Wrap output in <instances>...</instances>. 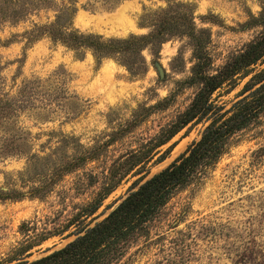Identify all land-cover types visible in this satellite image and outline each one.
<instances>
[{
  "label": "rangeland",
  "instance_id": "1",
  "mask_svg": "<svg viewBox=\"0 0 264 264\" xmlns=\"http://www.w3.org/2000/svg\"><path fill=\"white\" fill-rule=\"evenodd\" d=\"M75 2L74 28L104 39L147 35L152 31L151 14L190 13L196 29L209 33L211 73L258 34L260 27L247 29L246 24L260 17L264 7V0ZM57 15L41 10L18 23L0 18V93L15 96L24 81L33 79L68 93L67 100L47 107L41 105L43 97H35L36 108L28 106L11 121L24 131L28 151L0 153V195L10 197L0 199V264L19 262L7 259L28 244L30 256L17 258L32 261L72 241L82 227L102 219L136 179L150 177L182 154L209 123L204 119L185 127L153 153L146 170L120 180L94 215H81L113 185L111 172L118 175L119 159L151 148L189 106L198 85L187 82L194 60L186 37L162 44L157 57L144 49L146 71L137 77L114 59L97 65L90 51L74 52L48 38L28 45L25 32L53 22ZM262 68L256 65L250 71ZM248 78L217 90L214 104L229 109L241 98ZM159 103L163 109L155 107ZM134 119L137 124L121 134ZM4 135L6 128L0 132ZM80 158L85 161L67 170ZM144 227L114 264H264V113L237 132L218 162L177 189Z\"/></svg>",
  "mask_w": 264,
  "mask_h": 264
},
{
  "label": "trees",
  "instance_id": "2",
  "mask_svg": "<svg viewBox=\"0 0 264 264\" xmlns=\"http://www.w3.org/2000/svg\"><path fill=\"white\" fill-rule=\"evenodd\" d=\"M0 18L20 22L41 10L58 12L53 22L33 25L25 32L28 45L42 38H48L53 44H59L71 51L88 50L92 53L97 65L104 59H114L125 67L129 74L137 77L145 73L146 62L141 56L144 49L149 48L151 55L157 57L162 44L174 37H186L192 48L194 64L191 67L190 85H198V89L189 106L169 125L168 129L157 137L148 150H138L121 157L118 161V175L111 172L113 185L87 205L81 215H94L107 196L115 189L120 180L134 171L137 174L146 170V165L153 159L157 149L166 145L180 131L190 124L200 123L207 119L209 123L203 129L199 139L192 142L186 150L169 165L152 175L147 181L140 177L128 189V194L118 206L105 218L93 226L85 225L76 233L75 238L59 249L49 251L32 261H24L17 256H30L31 245L18 249L17 254L7 259L15 264H114L121 260L127 245L135 236L142 234L145 224L152 220L163 208L174 192L187 185L196 175L213 167L226 153L231 138L258 120L264 113V7L260 17L251 18L246 28L260 27L258 34L236 54L231 56L220 68L210 72L211 60L206 52L210 43L209 33L205 29H196L191 14L179 15L172 11H161L151 14L152 31L147 35H131L126 39H104L93 34H84L74 28L72 19L76 13L75 0H68L60 5L58 0H0ZM117 0L116 3H118ZM115 3V4H116ZM6 9L5 11L2 9ZM27 45V46H28ZM262 65L258 71H250L252 67ZM1 69V67H0ZM62 73L65 71L62 70ZM244 83L237 101L229 109L214 104L213 94L223 87H235L239 79ZM41 98V105L60 104L68 99V93L59 89L56 84L50 85L46 80H26L15 96L0 93V132H8L1 136L0 153L3 155L22 154L28 151L24 131L20 127L11 126V121L19 117L28 106L36 108L35 97ZM33 99V100H32ZM31 100V101H30ZM30 103V104H29ZM29 104V105H28ZM156 108L163 109V104ZM137 124L131 121L121 134L129 132ZM171 145L158 156L161 162L171 151ZM80 158L71 170L82 164ZM66 168V166H65ZM116 177V178H115ZM115 178V179H114ZM38 192V191H37ZM0 195V199H9ZM46 238L41 239V242Z\"/></svg>",
  "mask_w": 264,
  "mask_h": 264
},
{
  "label": "water",
  "instance_id": "3",
  "mask_svg": "<svg viewBox=\"0 0 264 264\" xmlns=\"http://www.w3.org/2000/svg\"><path fill=\"white\" fill-rule=\"evenodd\" d=\"M156 68H157V70H158V73L160 74V76L161 77H163V70L160 68V66H158L157 64H156ZM154 175V174H153ZM152 176V175H151ZM150 176V177H151ZM150 177H148V178H146L144 181H142V183L143 182H145V181H147ZM129 192H127L121 199H119V201L118 202H116V204H114L110 209H109V211L104 215V217L103 218H105L112 210H114L117 206H118V204L120 203V201L128 194ZM102 218V219H103ZM102 219H100V220H102ZM100 220H98V221H96L95 223H97V222H99ZM94 223V224H95ZM93 224V225H94ZM92 225V226H93Z\"/></svg>",
  "mask_w": 264,
  "mask_h": 264
}]
</instances>
